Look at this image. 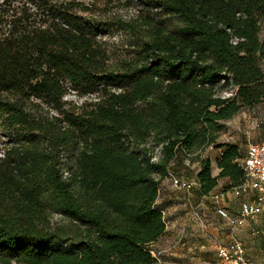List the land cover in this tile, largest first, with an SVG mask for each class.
Returning a JSON list of instances; mask_svg holds the SVG:
<instances>
[{"label": "trees", "instance_id": "16d2710c", "mask_svg": "<svg viewBox=\"0 0 264 264\" xmlns=\"http://www.w3.org/2000/svg\"><path fill=\"white\" fill-rule=\"evenodd\" d=\"M138 1L120 48L93 0H0V264H155L170 172L242 182L218 139L264 103V0Z\"/></svg>", "mask_w": 264, "mask_h": 264}, {"label": "crops", "instance_id": "0c3cea01", "mask_svg": "<svg viewBox=\"0 0 264 264\" xmlns=\"http://www.w3.org/2000/svg\"><path fill=\"white\" fill-rule=\"evenodd\" d=\"M261 105L263 106L264 116V103ZM253 109L254 108L250 110L242 109L239 113L250 112L253 111ZM256 133L257 135L251 139L253 142H261L264 140V117L262 118ZM247 134L248 132H243L238 140L235 141V143L240 145L241 148L244 145V149L246 143L250 140ZM216 170L217 172L215 174L212 173L213 176L218 174V169L216 168ZM222 184L223 181H219L218 186L211 192V194H219L223 192L221 188ZM175 194L179 196H175V202L178 204V207H174L172 211L168 208L166 216L164 214V209L166 208L163 206L160 207L165 222V232L152 245L158 247L165 239H168V241L173 243L177 238L182 237L185 247H178L170 254L163 257L166 261L165 264H220L215 257L213 243L215 241L225 243L228 240L229 230L224 222L217 217L215 208L217 206H222L225 207L230 214L238 215L240 211V202L243 200V197H233L229 194H225L224 197L218 199L216 202L207 201L206 204L208 208L204 215V227L200 228L197 224L187 220L189 223H187V228L184 232V229L180 227L182 223V217L180 215V212L182 211L181 207L185 206L184 202L186 201V197V202L189 203L190 200H192H189V198L194 195L193 199H195V201L192 202V205H194L199 200V196H197L196 190L192 193L178 191ZM184 194L187 196L184 197ZM173 197L165 196L164 202L166 203L168 199H170L169 201H173ZM189 206H191V203H189ZM177 209L179 210L177 211ZM236 234L243 243L246 258L249 260L250 264H264V206L261 213L253 219H248L239 228ZM222 236H224L223 241L219 238Z\"/></svg>", "mask_w": 264, "mask_h": 264}, {"label": "built area", "instance_id": "2783aa9c", "mask_svg": "<svg viewBox=\"0 0 264 264\" xmlns=\"http://www.w3.org/2000/svg\"><path fill=\"white\" fill-rule=\"evenodd\" d=\"M209 149H212V147H209ZM218 153L220 154L219 150ZM185 164L189 168L195 167V164H191L188 159L185 160ZM239 164L243 170V180L238 186L219 194L210 193L207 196L200 197L197 203L190 206L186 215L189 222L203 228L205 225L204 215L208 208L207 201L216 202L225 194L233 197H243L238 215L230 214L222 206L215 208L217 217L224 222L229 230L228 240L225 243L219 241L213 243L215 257L220 264H250L246 258L243 243L236 233L248 219L258 216L264 206V140L261 142L248 141ZM166 178L175 190L185 193H192L199 186L194 177L178 176L170 172ZM178 247H185L182 237L177 238L173 243L171 242L167 248L154 249L151 245V254L155 258V264H165L166 261L163 257Z\"/></svg>", "mask_w": 264, "mask_h": 264}, {"label": "rangeland", "instance_id": "374dc122", "mask_svg": "<svg viewBox=\"0 0 264 264\" xmlns=\"http://www.w3.org/2000/svg\"><path fill=\"white\" fill-rule=\"evenodd\" d=\"M84 1L87 2L89 0H84ZM93 1H95L96 4L98 5V8L100 10L99 12L104 13V16L107 19H111L112 22H114V23H112V25L110 27V33H109L110 35L108 37L110 42L116 43V45L120 48L125 47V44L128 41V35L124 31L119 29L118 25H115L116 19L119 18L122 20H128L130 18H133L134 16L141 15V14L147 12L148 11L147 8L144 7L141 4V2H139L138 0H111V2H109L107 0H93ZM104 1H105V3L108 4L106 7H102V3ZM153 13H155V12H153ZM167 23L170 26H178L179 25L178 21L171 16H169L167 18ZM259 38L262 41L264 40V25L262 27L260 34H259ZM224 94L228 95L227 93H224ZM262 118H263V106L262 105H258L257 107H255L253 109V111L239 113L238 115L234 116V118H232L231 120L225 122L223 132L221 133V135L218 139V142H235L243 134V132H248L247 135L250 138L249 141H252L251 139H253V137L257 135L256 130L259 128L260 123L262 121ZM0 138H1V133H0ZM242 149H244V145H243ZM201 156L210 158V160H211V173L215 174L217 172L216 167H215V158L218 156V152L214 148H212V149L207 148L202 152ZM195 171H196L195 167L194 168L190 167L189 169L184 170V173H185L186 177L191 178L194 176ZM176 192H178V191L175 190L171 186V183L167 178L162 181L161 186H160V191H159V197L157 199L156 205H158L159 208L162 206L166 208V209H164L165 216L167 215V209L168 208H170L172 211L174 207H178L177 206L178 204L175 202V200H176L175 196H178L177 194H175ZM165 196H170V197L174 196L173 197L174 200L169 201L170 199H168V201L165 203L164 202ZM183 196L186 197L187 195L184 194ZM193 197H194V195H192V197L189 198V200L192 199L189 202V203H191V205L193 204L192 202L195 201V199H193ZM165 200H167V199H165ZM186 201H187V197H186ZM186 201L184 202L185 206L181 207L182 211L180 212V215L182 217V220H181L182 223H181L180 227H182L184 229V232L187 228V223H189V222H187L186 215H187L188 209L190 208L189 203ZM178 210L179 209H177V211ZM59 218H60V215H58V214L52 215L53 220H59ZM219 238H220V240L223 241L224 236L219 237ZM170 243L171 242L168 241V239H165L160 243V245L158 247H155V245H152V248H154V249L161 248L162 249V248H165L166 246L168 247L170 245Z\"/></svg>", "mask_w": 264, "mask_h": 264}]
</instances>
